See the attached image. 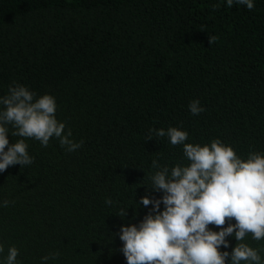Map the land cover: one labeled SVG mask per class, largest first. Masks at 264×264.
I'll use <instances>...</instances> for the list:
<instances>
[{
  "label": "trees",
  "instance_id": "trees-1",
  "mask_svg": "<svg viewBox=\"0 0 264 264\" xmlns=\"http://www.w3.org/2000/svg\"><path fill=\"white\" fill-rule=\"evenodd\" d=\"M253 2L0 0V97L13 82L53 96L57 120L83 141L68 152L56 138L26 139L34 162L0 173V201H14L0 207V264L11 246L20 264L52 252L47 264H126L120 227L149 213L141 197L162 196L152 161L189 163L167 136L147 141L149 129L176 127L201 146L219 139L242 159L264 153V0ZM193 100L204 112L190 113ZM8 127L9 144L21 139ZM226 239L219 251L231 253ZM243 242L264 249V239Z\"/></svg>",
  "mask_w": 264,
  "mask_h": 264
},
{
  "label": "clouds",
  "instance_id": "clouds-1",
  "mask_svg": "<svg viewBox=\"0 0 264 264\" xmlns=\"http://www.w3.org/2000/svg\"><path fill=\"white\" fill-rule=\"evenodd\" d=\"M244 5L254 8L253 0H226V6ZM215 7V6H214ZM216 36L208 37L209 45ZM0 173L10 166L31 165L34 158L28 153L26 139L39 141L47 147L51 138H56L68 152L78 150L83 141L71 139L72 132L56 118V101L51 95L36 94L19 84L10 85L8 95L0 97ZM192 115L204 112L199 100L189 103ZM11 135L20 137L9 144ZM147 141L156 137L169 138L173 146L182 145L183 155L189 162L186 166L176 164L161 166L152 161V168L158 169L150 175L151 190L161 192L159 199L141 197L144 207L152 205L148 214L138 224L121 226L120 249L126 264H264L260 251L243 242L251 235L254 241L264 239V153L249 151L242 159L229 145L219 139L209 144L186 143L188 133L176 127L149 129ZM14 201H0V207H8ZM105 203H113L106 199ZM163 204L164 210L160 211ZM127 209H120L118 215L125 217ZM235 223H232V221ZM227 226L225 227V225ZM213 225L219 231L209 228ZM236 240L231 253L219 251L229 247L227 237ZM4 246L0 244V254ZM19 250L8 248L3 264H20ZM59 252H52L41 258L42 264L55 260Z\"/></svg>",
  "mask_w": 264,
  "mask_h": 264
}]
</instances>
